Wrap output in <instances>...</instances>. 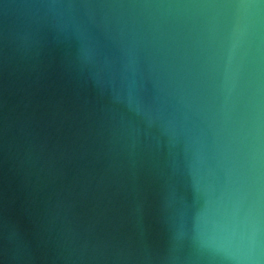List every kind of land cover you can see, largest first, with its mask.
I'll use <instances>...</instances> for the list:
<instances>
[{
	"label": "water",
	"instance_id": "95a60500",
	"mask_svg": "<svg viewBox=\"0 0 264 264\" xmlns=\"http://www.w3.org/2000/svg\"><path fill=\"white\" fill-rule=\"evenodd\" d=\"M0 264H264V0H0Z\"/></svg>",
	"mask_w": 264,
	"mask_h": 264
}]
</instances>
